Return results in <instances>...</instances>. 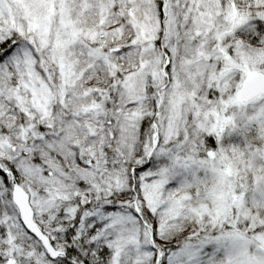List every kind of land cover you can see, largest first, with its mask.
Instances as JSON below:
<instances>
[{"label": "snow or ice", "instance_id": "6c2138e0", "mask_svg": "<svg viewBox=\"0 0 264 264\" xmlns=\"http://www.w3.org/2000/svg\"><path fill=\"white\" fill-rule=\"evenodd\" d=\"M0 264H264V0H0Z\"/></svg>", "mask_w": 264, "mask_h": 264}]
</instances>
